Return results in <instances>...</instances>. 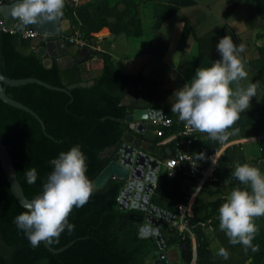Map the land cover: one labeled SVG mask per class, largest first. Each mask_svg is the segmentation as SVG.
<instances>
[{
	"label": "trees",
	"instance_id": "16d2710c",
	"mask_svg": "<svg viewBox=\"0 0 264 264\" xmlns=\"http://www.w3.org/2000/svg\"><path fill=\"white\" fill-rule=\"evenodd\" d=\"M217 1H220L218 5ZM217 1L64 0L61 19H66L69 24L64 34L77 30L87 44L82 62L96 57L100 60V69L89 84L76 85L67 91L48 89L35 83L5 86V93L33 111L44 127L42 130L27 112L0 100V140L27 199L42 194L43 184L53 171L50 161L76 145L86 156V176L91 181L112 158L113 149L123 142V133L131 132L128 124L120 119L136 108L160 109L163 117L169 118L170 124L160 126V133L152 139H145L146 145L141 150L159 161L170 156L166 148L172 152L175 133L183 123L170 111L175 100L173 93L184 86L180 75L182 62L176 68V74L173 71L166 73L162 92L155 94L151 93L150 78L142 68L135 73L122 72L114 65L107 50L118 36L128 38L142 34V5L149 4L150 28L154 33L150 41L168 38L165 28L163 36L160 31L164 23L168 22L167 27L179 23L174 48L181 56H184L188 43L195 41L196 56L212 64L221 58L216 44L225 35L230 36L237 46L245 45L240 58L249 77L240 84L246 88L253 83V72L264 66V0ZM236 14H241L246 25L241 31L245 36L243 40L238 37L241 33H236L227 22ZM159 31L161 37L157 36ZM102 36H108V39H101ZM96 45H100V49L91 47ZM152 46L153 56L161 57L165 43ZM82 62L73 60L61 67L55 58H51L50 63L44 65L42 58L35 54L31 39L21 38L17 29L14 33L0 30V73L8 78L34 77L64 88L88 81L81 75ZM257 88L259 91L251 98L254 104L241 112L239 119L227 129L232 133L228 140L264 133V87ZM261 98L263 101L257 103ZM198 135L202 139L195 141L190 151L198 165L203 166L206 161L197 159L199 151L207 154L218 142L209 139L207 133L199 132ZM249 142L253 143L227 146L218 157L214 175L222 184L206 181L197 191L184 214L189 233L179 232L173 225L159 227L165 248H179L180 264H190L191 260L193 264H264V216L254 218L259 229L252 241L253 246H258L256 252L250 248L246 252L242 245L230 244L225 232L219 228V207L233 189L245 188L232 176L235 167L249 164L264 175V140L256 142L254 155L244 152V144ZM31 168L37 172L33 184L27 183L25 178ZM192 180L181 170L173 176L165 171L159 172L149 200L176 214V204L185 203L193 189ZM121 187V181L110 178L102 187L94 189L83 207H74L68 217V222L75 226L74 230L69 233L65 229L58 240L48 243L55 249L70 244L53 253L42 243L33 248L24 232L15 225L14 218L26 209L11 196L0 166V264H146L149 254L157 250L156 244L147 237H140L137 233L140 223L128 218L129 213L141 214L142 211L118 207ZM246 190L251 191L250 188ZM221 247L229 253L227 260L217 254Z\"/></svg>",
	"mask_w": 264,
	"mask_h": 264
},
{
	"label": "clouds",
	"instance_id": "9594fccd",
	"mask_svg": "<svg viewBox=\"0 0 264 264\" xmlns=\"http://www.w3.org/2000/svg\"><path fill=\"white\" fill-rule=\"evenodd\" d=\"M63 7L64 0H13L10 16L16 21V29L24 32L34 24L58 22L64 15ZM216 50L221 58L209 68L196 69L191 82L173 93L175 100L170 111L188 126L223 144L232 134L227 129L250 107L257 84L249 83L246 88L240 84L248 77L240 58L245 45L237 46L225 35L216 44ZM232 83L236 85L235 91L229 87ZM203 158V153L197 157ZM50 163L53 171L43 184L42 194L14 218L15 225L33 248L45 241L51 244L58 240L65 229L71 233L75 226L68 222L70 213L74 207H83L94 192L93 183L86 176V156L79 145L60 152ZM232 176L245 188L233 189L219 207V228L230 244H240L246 252L249 248L256 252L258 246H253L252 241L259 229L254 218L264 216V175L249 164H238ZM25 178L27 183H35L36 169H29ZM217 254L225 260L229 258L223 247Z\"/></svg>",
	"mask_w": 264,
	"mask_h": 264
},
{
	"label": "water",
	"instance_id": "95a60500",
	"mask_svg": "<svg viewBox=\"0 0 264 264\" xmlns=\"http://www.w3.org/2000/svg\"><path fill=\"white\" fill-rule=\"evenodd\" d=\"M13 0H4L0 3V29H10L16 27V21L10 16V7ZM68 21L66 19H60L58 22H46L43 24H34L29 26L31 29L37 31L43 38H40L39 45L35 48V54L42 58V63L47 65L48 62L43 60L46 56L49 58H55L57 54H61L58 49L65 47L66 44L63 39L59 38L61 31L66 30ZM25 83H35L48 89L67 91L68 89L80 85L84 86V82L72 83L64 88L53 86L44 81H41L34 77L23 78H8L0 73V100L7 105L14 108L21 109L30 114L37 120L42 130H44L43 124L39 117L31 111L28 107L24 106L18 101L12 99L5 93V86H17ZM163 116L162 110H158L156 117L152 109L136 108L131 113L125 115L122 122L128 124V129L133 133H137L139 136L131 137L128 131H125L122 135V143H119L118 147L113 149L112 158L100 169V171L91 180L94 189L102 187L110 178H115L122 182V187L119 190L117 203L118 207L125 209H138L142 211L141 214L129 213L128 218L136 220L140 223L137 233L140 237H147L149 240L154 241L157 250L150 253L147 257L152 261L146 264H171L168 259L162 255L165 250V244L163 242L161 234L158 232L162 222L168 219L167 223L173 222V215L167 213L153 204H149L150 194L154 187L155 173L151 172L156 170L158 160L148 156L146 153L137 150L140 147V140L152 139L155 135V125L151 124L150 119H161ZM147 124H151L152 127H147ZM170 151L168 150V154ZM0 166L2 168L4 177L9 187V192L15 201L26 209V205L31 202L32 199H27L19 182L15 175V170L12 162L8 156L6 147L0 140ZM27 210V209H26ZM43 246L50 252L56 253L68 245L60 248H52L46 241L42 242Z\"/></svg>",
	"mask_w": 264,
	"mask_h": 264
},
{
	"label": "rangeland",
	"instance_id": "374dc122",
	"mask_svg": "<svg viewBox=\"0 0 264 264\" xmlns=\"http://www.w3.org/2000/svg\"><path fill=\"white\" fill-rule=\"evenodd\" d=\"M111 2L113 0H110ZM203 1V0H202ZM213 2L217 1V0H211ZM220 2V1H219ZM219 2L217 1L216 5L219 4ZM217 7V6H216ZM140 16H141V20H142V34L140 36L137 37H128V39H130L131 41H134V43L136 44V50L137 49H142L140 46L142 44L143 48L146 50H148L149 52V56L147 57L148 59H146L142 70H144V74L147 75L150 80L148 83H150V87L149 89L151 90V93L154 92L155 94H157L158 92H162L163 89V82L166 80V73L173 71L175 74V70L176 68H178V65L181 64V68H180V75L182 76V79L184 80V85L186 83H190L191 79L193 78L195 71L197 68H209L212 66V64H207V62H204V59L201 57H196L197 55V43H195V41H191L190 43H188V45L186 46V52L184 53V56H181L180 51H177L174 49V45L176 43L177 37H178V33H179V23H176L167 27L168 26V22H166V24L164 23L162 25V29L161 34L162 36L164 35V32L162 31L164 28L167 32V36L168 38L161 41L159 38H153L150 41V38L152 36V34H154L151 31V23H152V18L150 17V13H149V4H144L141 7V11H140ZM215 20H219L218 17H214ZM228 24L235 30L236 33L240 32L241 34H239V39L243 40L245 38L243 32H241L243 29L246 28V25L244 24L243 18L241 16V14H236L235 16L231 17L230 19H228ZM166 26V27H165ZM158 32L157 36H160ZM255 32L253 31V34ZM166 35V34H165ZM161 37V36H160ZM122 39V38H120ZM248 40V39H246ZM149 41L152 43L151 46H149ZM120 43L121 40H120ZM132 43V42H131ZM159 43V44H158ZM161 43H165V50L163 51V55L160 56H153V54L151 52H153L152 49V45H161ZM154 53V52H153ZM174 53V57H172V59L170 60L171 56ZM171 55V56H170ZM161 58V59H158ZM180 63V64H179ZM117 66L118 64L115 63ZM137 62H134V66H136ZM133 65L129 66L128 71H131L132 73H135L137 69L132 68ZM141 67H138V69H140ZM248 73V71H247ZM251 74L255 75V78L253 79V82L257 84V86L259 88L264 87V66L255 70L253 73L250 71ZM248 77H249V73H248ZM162 81V82H161ZM244 81V80H243ZM165 87V86H164ZM230 88L233 89V91H235V83H232L229 85ZM243 87H245V85L243 84ZM258 88L256 90V92H258ZM259 94V93H258ZM260 95V94H259ZM263 100L261 98V101H258L257 103H261ZM250 104H254L253 102L250 101ZM256 142L253 141L244 144V152L246 155H254L256 154ZM160 170H162L160 168ZM169 248H176L175 246H171ZM193 255V254H192ZM146 261H148V259H146ZM192 261V260H191ZM192 262H190L191 264Z\"/></svg>",
	"mask_w": 264,
	"mask_h": 264
},
{
	"label": "built area",
	"instance_id": "2783aa9c",
	"mask_svg": "<svg viewBox=\"0 0 264 264\" xmlns=\"http://www.w3.org/2000/svg\"><path fill=\"white\" fill-rule=\"evenodd\" d=\"M73 1L75 2L76 0ZM0 30L7 31L9 33H14L16 31L15 27H12L10 29H4L3 27H1ZM18 33L21 38H43L42 35H40L37 31L31 29L30 27L26 31H18ZM59 38L63 39L69 45H74L76 47L81 48H85L87 46L86 41L83 39V37L77 30H74L67 34H60ZM150 122L155 125V135H158L160 133V126H168L170 124L169 118H165L163 116L159 120L152 118L150 119ZM198 133L199 131L188 126L185 122H183L179 130L175 133L173 149L170 153V156L166 157L162 161H159V164L163 167V170L166 172L167 175L173 176L177 170H181L187 176L193 179V190L191 193H189V196L186 198V202L176 204V221L173 223V226H175V228L179 232L186 231L187 233H189L186 227V220L184 218V214L191 206L190 198L197 193V191L206 181L219 182V179L214 175V170L217 166V159L224 150V148L232 144H239L248 141H255L259 143L264 140V133H262L255 136L233 138L227 140L223 144L217 141V146L209 153L206 154L202 151H199L198 155L200 153L204 154V158L200 160L206 161L203 166H199L190 151L194 142L202 139L198 135Z\"/></svg>",
	"mask_w": 264,
	"mask_h": 264
},
{
	"label": "crops",
	"instance_id": "0c3cea01",
	"mask_svg": "<svg viewBox=\"0 0 264 264\" xmlns=\"http://www.w3.org/2000/svg\"><path fill=\"white\" fill-rule=\"evenodd\" d=\"M76 1L79 2V1H83V0H76ZM113 1H115V0H113ZM65 26H67V29L61 31V33H65V31L68 30L69 24L65 25ZM120 38H122V39H120ZM101 39H108V36L107 37L102 36ZM120 40H121L122 43H120ZM31 42L33 43V45L36 48L39 45V43H40V37H35V38L31 39ZM65 44H66L65 47H62V48L58 49L59 52H61V54H57V56L55 57L56 62L61 67L66 66L67 64L71 63L73 60L82 62V59L84 58L85 53H86V48L76 47L74 45H68L66 42H65ZM257 44H260V42L258 41ZM104 45H105V43H104ZM143 46L141 44L140 47L142 49H137L136 50L137 47H136V44L134 43V41H131L130 39H128V38H126L124 36H118L112 41V43H110L107 46V50L109 51V53L111 55V58H112V61H113L114 65L119 70H121L122 72L132 73L131 71H128L130 65H133L132 68L137 69L136 70V72H137L139 70L138 67L143 68V65L145 63H147L145 61H146V59H148L147 57L149 56V52H148L147 49L145 50L143 48ZM91 47L95 48V49H100L101 46L100 45H96L94 47L93 46H91ZM172 57H174V53L171 56L170 60L172 59ZM43 60H46L48 62V64H49L50 61H51V58L46 56ZM134 62H137L136 66H134ZM115 63H117L118 66ZM81 68H82L81 69L82 78L88 80L86 83L84 81L83 82L85 84H89L90 81H91L90 79L92 77L96 76L98 74V72H99L100 60L98 58H96V57H92L90 59L84 60L81 63ZM152 110L154 112V116L156 117L157 112H158L159 109H152ZM155 117H154V119H156ZM147 127H152V125L151 124H147ZM129 134L131 135V137L139 136V135H136L137 133H133L132 131L129 132ZM140 143H141L140 147L137 150L143 152L141 150V148H143L146 145L145 139L141 138ZM168 150L170 151V149L166 148V152L167 153H168ZM148 156H150V155H148ZM160 168L162 170H160ZM163 171H164L163 167L159 164V160H158V164L156 165V170L151 171V172L155 173V181L153 183L154 185H155V182H156V180L158 178L159 172H163ZM192 183H193V181H192ZM218 183L222 184V181L219 179ZM192 190H191V192H192ZM191 192H189V193H191ZM194 196L195 195H193V197L190 198L191 202H192ZM149 204H153V203H151L150 200H149L148 205ZM153 205L158 207V208H160V209H162V210H164L163 208H161V207H159V206H157L155 204H153ZM167 213H169V212H167ZM169 214H172V213H169ZM172 215L174 217L173 218L174 220H173V222L171 224L167 223L168 219L166 218L165 222H162L161 225H164V224L173 225V223L176 221V218H175L176 215L175 214H172ZM158 232H159V228H158ZM162 255L165 256L171 264H180L179 263V248L178 247H176V248H169V247L165 248V250L162 253ZM151 261H152V259L148 260L147 263H150ZM191 262H192L191 264H193V260Z\"/></svg>",
	"mask_w": 264,
	"mask_h": 264
},
{
	"label": "bare ground",
	"instance_id": "6f19581e",
	"mask_svg": "<svg viewBox=\"0 0 264 264\" xmlns=\"http://www.w3.org/2000/svg\"><path fill=\"white\" fill-rule=\"evenodd\" d=\"M152 124V123H151Z\"/></svg>",
	"mask_w": 264,
	"mask_h": 264
}]
</instances>
